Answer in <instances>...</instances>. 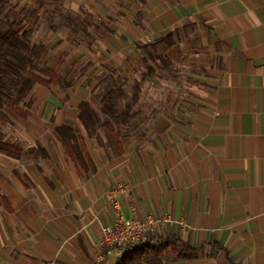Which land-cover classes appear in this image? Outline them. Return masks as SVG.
<instances>
[{
	"label": "crops",
	"instance_id": "obj_1",
	"mask_svg": "<svg viewBox=\"0 0 264 264\" xmlns=\"http://www.w3.org/2000/svg\"><path fill=\"white\" fill-rule=\"evenodd\" d=\"M84 1L105 27L95 37L110 50V70L145 84L147 105L127 127L141 132L122 141L120 156L92 153L78 110L57 109L35 84L38 123L18 130L29 149L10 142L28 153H0V264H96L100 224L113 218L105 193L121 183L126 217L184 221L156 235L187 242L193 258L168 250L159 264H264V0ZM88 50L74 48L67 64ZM60 125L80 128L89 172L55 134L39 135Z\"/></svg>",
	"mask_w": 264,
	"mask_h": 264
},
{
	"label": "trees",
	"instance_id": "obj_2",
	"mask_svg": "<svg viewBox=\"0 0 264 264\" xmlns=\"http://www.w3.org/2000/svg\"><path fill=\"white\" fill-rule=\"evenodd\" d=\"M2 0H0V4ZM47 51L43 41L32 42L30 30H23L20 23L0 17V153L21 158L24 152L16 143L7 142L1 127L11 121L8 111L22 112L21 104L35 84L48 86L58 84L60 79L48 67H40ZM140 87L134 86V93L127 97L122 88L108 89L100 98V112L94 110L86 100L77 106V119L89 139L102 132L101 145L113 156L122 155L124 148L120 127L125 129L139 115L135 109L139 100ZM63 152L82 171L91 170L92 161L86 148L84 137L73 127H55ZM41 149L43 156L47 152ZM171 251L174 258H193L194 250L187 242L176 238L154 236L148 242L126 250L114 264H159L163 253Z\"/></svg>",
	"mask_w": 264,
	"mask_h": 264
},
{
	"label": "rangeland",
	"instance_id": "obj_3",
	"mask_svg": "<svg viewBox=\"0 0 264 264\" xmlns=\"http://www.w3.org/2000/svg\"><path fill=\"white\" fill-rule=\"evenodd\" d=\"M91 1L93 2V0H89L90 4H93ZM0 17L19 22L22 31L30 30L32 42L43 41L47 46V50H53L49 57H46L45 53L40 62V67H55L60 82L55 86H44L41 89L43 94L47 92L50 95L51 101L53 100L52 102L57 109L66 107V109L73 111V109H77L76 104L85 99L94 110L100 112V98L106 90L119 87L130 98L134 93L135 85L140 87L139 100L135 109L147 105L145 104L147 101H143L140 95L142 88L145 86L142 81L126 78L123 73L110 70L108 60L110 50L100 51L99 48L105 45L101 44L95 37L96 32H104L102 29L105 27L101 25L100 28L95 25L98 17L84 0H2ZM64 41L70 43L72 48L69 50L62 49L61 44ZM80 46L89 49L88 52H85L87 58L73 64H67L68 53ZM55 50L57 51L54 52ZM94 55L105 58L103 63L93 61ZM30 98L29 93L22 102L21 107L30 113L32 112L34 117L22 119L18 117L17 113L8 111L11 121L1 127L4 139L7 142L23 140L21 146L25 149H29L31 142H28L27 139L24 140L18 130L21 123L37 125L38 122L35 119L38 116L40 107V105H33L34 102L29 101ZM76 130L81 132L78 127H76ZM138 130L120 127L122 141L126 142L128 136H134L141 132L140 129ZM40 131L39 135L42 138L54 136V134L58 137L53 127H47L46 130L43 128ZM87 141L92 153L100 152L112 156L111 152L101 145L103 141L101 131H99L96 138H87Z\"/></svg>",
	"mask_w": 264,
	"mask_h": 264
},
{
	"label": "built area",
	"instance_id": "obj_4",
	"mask_svg": "<svg viewBox=\"0 0 264 264\" xmlns=\"http://www.w3.org/2000/svg\"><path fill=\"white\" fill-rule=\"evenodd\" d=\"M127 186L116 184L105 193V202L113 211V218L100 224V240L95 251V263L100 264L109 255L115 253L121 256L126 250L138 244L148 242L156 235L163 224H184L183 219L176 220L171 214L155 216L147 213L143 217H126L119 202V195L124 193Z\"/></svg>",
	"mask_w": 264,
	"mask_h": 264
}]
</instances>
